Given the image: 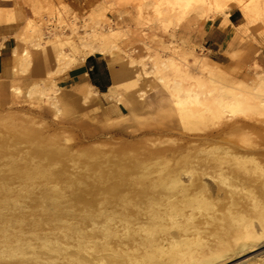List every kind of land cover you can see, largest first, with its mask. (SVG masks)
Here are the masks:
<instances>
[{
	"label": "rangeland",
	"instance_id": "rangeland-1",
	"mask_svg": "<svg viewBox=\"0 0 264 264\" xmlns=\"http://www.w3.org/2000/svg\"><path fill=\"white\" fill-rule=\"evenodd\" d=\"M25 3L40 32L19 40L26 51L0 104L1 114L23 119H0V264H174L167 252L184 244L187 252H220L202 264H264V174H249L250 182L236 192V212L226 203L213 210L203 192L190 188L192 161L206 151L204 138L236 135L233 125H202L192 133L160 122L149 108L163 76L205 80L214 93L234 80L264 84L262 19L248 22L234 3L224 6L238 21L221 56L209 54L204 37L223 16L200 3L103 0L80 12L62 1ZM110 30L118 41L96 55L107 56L120 85L114 78L107 95L89 83L83 92L60 89L59 74L87 58L84 42L100 46L99 35ZM197 59L222 72L203 73ZM38 66L47 68L46 76L29 78ZM140 91L144 99L136 101ZM238 232L255 251L237 255ZM180 256L177 264L194 262L193 253Z\"/></svg>",
	"mask_w": 264,
	"mask_h": 264
},
{
	"label": "bare ground",
	"instance_id": "bare-ground-1",
	"mask_svg": "<svg viewBox=\"0 0 264 264\" xmlns=\"http://www.w3.org/2000/svg\"><path fill=\"white\" fill-rule=\"evenodd\" d=\"M177 1L178 3L185 2L186 5L187 4L190 5L193 2H196V3L202 4L204 8L205 6H207L209 9H212V11L215 10L216 13H218L217 16H223L224 18L223 24H228L230 22L231 11L225 12L223 11L222 8L230 4L229 2H232L234 3V6H238L241 9V11L243 12L248 22L253 17L261 18L262 21L264 22V0H177ZM183 6L181 7L183 8ZM188 9H189V6H188ZM209 9H207V11ZM37 24L38 23L33 20L29 21V24L27 25L25 29L24 35L26 34L28 35L30 33L34 36V34L40 32L39 31L40 26L38 27ZM32 35H29V36H32ZM60 39H61L60 36H55L53 41L59 42ZM118 39H119L118 32L116 30H110L109 32L105 31L101 35H99L98 42L100 46H94L92 44L84 42L83 46L85 49L88 50L87 57L93 54L103 52L104 50L101 49L102 46H108L111 44L115 45ZM197 62L199 63V66L202 72L205 74H208L209 76H214L222 72L219 65L215 64L212 66L208 62L207 59L206 60L200 59V61H198L197 59ZM29 64H30L29 58L27 57L24 58L23 65L27 66ZM111 67L113 69V74H114L113 77L117 79V77L115 76L118 73L114 69V65H112ZM118 79H117V82H118ZM184 79L183 78L177 79L176 77H174L173 79H167L164 76L160 77L159 81H161L163 89L161 90V92L157 93L155 97H153L154 98L153 100L149 102V108L155 109L157 111L156 117L158 118L157 120H159L160 122L162 123L167 122L168 124V122L173 121L177 124V129L178 128L185 129L187 131H191L192 133L196 131L202 125H205V126L214 125L218 130L220 128H223V126H225L224 124L227 122L233 125L234 129H232V132L237 133L236 135L234 134L224 135V132H221V133L219 132L217 133L219 134V137L216 136V134L215 135L213 134L212 137L206 136L204 138V146L206 147V151L203 152L204 153L203 156L195 157L193 159L192 161L193 163L192 166H194L193 168L194 170H192L193 176H192L191 181L190 179L189 181L194 186V188L193 186L190 187L191 189L195 190V188H197L198 191H201L204 193L203 195H205V197L207 196L206 199H208V203L210 202V206L213 208V210L219 204L226 203L229 207L234 208V209L230 208V210H233L234 212H236V209L240 205V200L237 199L238 197L237 198L235 197L236 192L241 191V189H244L243 187H245L248 180L251 179V177L249 178V174L251 176V174L255 171L259 172V174L260 172L264 174V84L258 82L256 83L255 86H249V85H244L241 82L234 80V84L232 86L226 88L223 91L214 93L208 81H205V80L203 81L200 79L187 80V76ZM118 84H116V86H118ZM87 85L89 84L82 83L78 85L76 89L79 92L81 91L83 92L85 91V88L87 87ZM13 90L17 94L21 92V89L17 87L15 89L13 87ZM4 91L6 93V89ZM94 96H97V95H94ZM6 98L8 99V97ZM135 99L136 101L144 99L142 91H140L138 95L135 96ZM5 100L3 97V99L0 100V104L5 102ZM151 109L149 110L152 112L153 110ZM0 119L2 120V122L9 121L11 123L17 122V121H23L22 117L16 114H13V113H6V114L0 113ZM238 122H240V124H238ZM176 124L174 128H176ZM171 126L172 125H170V127ZM149 127L150 126H148V128ZM174 128L171 127L169 129H174ZM189 134H185V136H190ZM144 168L146 169V171L147 170L151 171L153 166L145 165ZM256 172L253 173L252 175H255ZM242 173L245 175H242ZM188 185H191V184H188ZM227 186L229 187V189L226 188ZM198 191L197 193L195 192L196 195L200 193V192L198 193ZM57 194L58 193H56L55 195ZM58 195H60V193ZM194 195H193V198H194ZM62 198L63 197H61V199ZM196 198H198V195L196 196ZM196 198H194L195 202L198 200H201L202 193H201L200 199L198 198V200H196ZM204 198L202 199L204 200ZM191 200H190V204L192 206ZM230 210L228 208V211ZM3 226L4 225H2V227ZM262 227H263L262 232L264 236V222L262 223ZM250 228L253 231V227L250 226L249 229ZM254 232H252L253 236L258 237V238L261 237V234H259L258 232H257L258 234L257 233L255 234ZM236 235H237L236 240L235 239L234 240L236 241L235 246L237 250L236 251L237 255L247 252L250 249L255 247V246H252L249 242L243 240V237L242 235H240L239 232ZM248 238H252L250 234ZM185 245L186 244H184L183 246L179 245L177 248H174L176 249V251L175 250L172 252L168 251L169 253L167 252V254L170 257H167V256L166 257L168 259L170 258L174 264H177V262L179 263L180 261L179 258L182 257L180 255L193 253V257L195 256L193 258L194 262H196V264H202L206 261H209L210 258L215 257L216 255H219L220 253L214 250L215 248L212 249L213 251L211 250L208 253L207 252L198 253L199 250H196V251L194 250L193 252H187L189 248L186 249L187 246ZM60 248L61 246L59 247V249ZM208 248L207 250H209L211 246L209 249ZM254 251H255V248H254ZM162 252L164 251L163 250L160 251L161 255L164 254ZM177 256L178 257L180 256V257L177 258ZM184 257H182V259ZM189 258H191V256L190 257L188 256L187 260ZM183 261L184 260H182V262ZM181 264H184V263H181Z\"/></svg>",
	"mask_w": 264,
	"mask_h": 264
},
{
	"label": "crops",
	"instance_id": "crops-1",
	"mask_svg": "<svg viewBox=\"0 0 264 264\" xmlns=\"http://www.w3.org/2000/svg\"><path fill=\"white\" fill-rule=\"evenodd\" d=\"M53 1L55 3L62 1L71 9L79 12L103 2V0ZM33 16V9L30 5H26L25 0H0V100L3 97L2 92L8 86L9 77L13 78L16 69L20 68L19 56L26 51V48L19 40L24 36L25 29L29 21L33 20ZM223 20L224 18L221 17L215 19L205 33L204 44L207 45L205 48L210 52L209 54L226 56L222 50L227 48L231 35L230 28L238 20L236 13L230 15L228 24H223ZM34 71L35 73L30 74L29 78L46 76L47 68L38 66ZM113 76L107 56L93 54L62 71L58 76L57 86L68 91L82 83H89L96 92L107 95L114 85Z\"/></svg>",
	"mask_w": 264,
	"mask_h": 264
}]
</instances>
